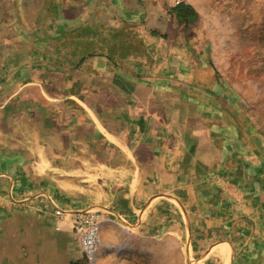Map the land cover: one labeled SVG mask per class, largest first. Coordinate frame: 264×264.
<instances>
[{
  "label": "crops",
  "instance_id": "obj_1",
  "mask_svg": "<svg viewBox=\"0 0 264 264\" xmlns=\"http://www.w3.org/2000/svg\"><path fill=\"white\" fill-rule=\"evenodd\" d=\"M170 6L0 0V264L77 259L57 209L103 214L90 263L114 262L119 224L181 226L182 241L193 224L235 245L231 262L264 264V138L197 88L212 74Z\"/></svg>",
  "mask_w": 264,
  "mask_h": 264
},
{
  "label": "rangeland",
  "instance_id": "obj_2",
  "mask_svg": "<svg viewBox=\"0 0 264 264\" xmlns=\"http://www.w3.org/2000/svg\"><path fill=\"white\" fill-rule=\"evenodd\" d=\"M175 1L170 0L171 8L192 15L188 41L195 69L200 73L205 68L212 74L211 81L209 75L203 82L199 74L197 88L205 85L222 97L218 99L222 113L243 136L264 138V0ZM57 211L65 214L57 219L65 221L72 233L70 212ZM199 228L191 224L188 240L182 241L181 226L161 225L149 232L119 224L116 249L102 257L114 258L112 264H249L244 258L231 262L232 243L199 240ZM75 243L79 257L70 264H95Z\"/></svg>",
  "mask_w": 264,
  "mask_h": 264
},
{
  "label": "built area",
  "instance_id": "obj_3",
  "mask_svg": "<svg viewBox=\"0 0 264 264\" xmlns=\"http://www.w3.org/2000/svg\"><path fill=\"white\" fill-rule=\"evenodd\" d=\"M178 3L179 1L176 0L175 4ZM55 215L57 217L63 216L59 211H55ZM69 219L74 227L78 245L89 260L99 248L100 240L98 233L100 226L104 222V218L99 212H84L71 214Z\"/></svg>",
  "mask_w": 264,
  "mask_h": 264
},
{
  "label": "bare ground",
  "instance_id": "obj_4",
  "mask_svg": "<svg viewBox=\"0 0 264 264\" xmlns=\"http://www.w3.org/2000/svg\"><path fill=\"white\" fill-rule=\"evenodd\" d=\"M59 212H61V211H59ZM84 212H91V211H74V212H70L69 214H67V217H68V219H69V216L71 215V214H74V213H84ZM63 215H65L63 212H61ZM56 217H57V215H56ZM63 217V216H62ZM58 218H61V217H58ZM69 222H70V225H71V228H72V233H73V237H74V239L77 241V239H76V235H75V232H74V227H73V225H72V223H71V221H70V219H69ZM101 227V226H100ZM99 230H100V228H99ZM99 234V240H100V244H99V248H98V250H97V252L95 253V255L98 253V251H104L103 250V248L101 249V250H99L100 249V246H101V236H100V233H98ZM105 238V237H104ZM103 238V239H104ZM78 243V242H77ZM79 246V245H78ZM80 248V247H79ZM81 250V249H80ZM82 251V250H81ZM83 252V251H82ZM94 255V256H95ZM99 255V254H98ZM97 255V256H98ZM97 256H96V258H97ZM99 259V258H98Z\"/></svg>",
  "mask_w": 264,
  "mask_h": 264
}]
</instances>
